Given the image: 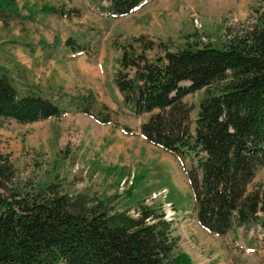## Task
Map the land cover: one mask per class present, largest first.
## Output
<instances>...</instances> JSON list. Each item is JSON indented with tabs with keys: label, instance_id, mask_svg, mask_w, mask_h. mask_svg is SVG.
<instances>
[{
	"label": "trees",
	"instance_id": "16d2710c",
	"mask_svg": "<svg viewBox=\"0 0 264 264\" xmlns=\"http://www.w3.org/2000/svg\"><path fill=\"white\" fill-rule=\"evenodd\" d=\"M99 14L120 18L147 0H86ZM58 18L79 11L57 10ZM226 27L222 48L186 44L170 51L159 40L140 35L120 51L112 83L119 109L140 126L149 144L191 159L187 171L196 218L208 233L224 237L253 219L249 207L257 197L247 193L258 169L264 167V12ZM30 20L17 8L0 6V21ZM55 42V40H54ZM91 41L63 42L66 52L94 61ZM117 46V45H114ZM155 52L153 58L148 53ZM204 90L190 132L187 95ZM20 89L10 71L0 65V123L27 125L60 119L75 112L100 125L116 124L118 111L99 105L88 91L60 95ZM99 197L69 196L57 183L16 179L14 164L0 153V264H186L174 254L172 224L158 209L141 201L136 217L116 211ZM264 210V194L261 199Z\"/></svg>",
	"mask_w": 264,
	"mask_h": 264
},
{
	"label": "rangeland",
	"instance_id": "374dc122",
	"mask_svg": "<svg viewBox=\"0 0 264 264\" xmlns=\"http://www.w3.org/2000/svg\"><path fill=\"white\" fill-rule=\"evenodd\" d=\"M21 3L0 0V6L19 7L20 14L34 18V22L0 23V65L10 70L18 87L39 91L54 100L64 92L78 95L90 91L99 105L114 110L119 99L112 83L120 56L116 47L145 35L163 42L170 51L186 44L220 49L226 27L255 17V11L264 12V0H149L126 18L108 19L85 6V0H66V4L51 7L65 12L73 9L79 14L58 18L49 13V7ZM160 4L165 8H156ZM194 18H198L200 27L194 24ZM149 30L153 36L143 34ZM68 38L78 43L91 41L98 50L97 61L90 63L84 55L63 56V42ZM154 55L148 53L151 58ZM204 92L184 98L193 108L192 134ZM117 111L113 126H100L74 115L29 125L3 121L0 153L9 156L16 179L22 183H57L69 196L85 193L104 201L114 197L110 206L116 211H129L134 217L141 201L158 209L172 224L174 254L187 255L190 262L186 264H264V167L258 169L247 188L248 194L257 197L248 209L253 219L224 238L211 236L193 222L195 206L189 185L183 179L182 184L174 180L179 174L186 178L191 159L187 157L183 163L175 160L171 168L162 163L163 151L154 148L157 151L150 153L139 143L140 126L148 116L133 118ZM123 163L128 164L119 166ZM119 172L124 173L121 180Z\"/></svg>",
	"mask_w": 264,
	"mask_h": 264
},
{
	"label": "crops",
	"instance_id": "0c3cea01",
	"mask_svg": "<svg viewBox=\"0 0 264 264\" xmlns=\"http://www.w3.org/2000/svg\"><path fill=\"white\" fill-rule=\"evenodd\" d=\"M163 1H168V0H157V2H163ZM34 3H36V4H38L39 6H42V7H44V6H46V7H51V6H56V5H63V4H66V0H22V3H21V5H25V4H29V5H31V4H34ZM145 3V2H144ZM156 3V2H155ZM143 4V3H142ZM162 4H160L159 6H156V8H159V7H162L161 6ZM85 6H87V7H89L90 9H92V10H94V8L92 7V6H90L89 5V3L85 0ZM199 6H201V5H199ZM21 7V6H20ZM140 7H141V5H140ZM139 7V8H140ZM145 7V5L144 6H142L140 9L138 8V11H140L142 8H144ZM149 7V6H148ZM162 8H165L164 6L162 7ZM18 9H19V7H18ZM22 9V8H21ZM20 10V9H19ZM18 10V11H19ZM29 11H32V9L30 8V9H28ZM21 11V10H20ZM96 11V10H95ZM97 12V11H96ZM98 13V12H97ZM134 13V12H133ZM133 13H131V14H129V15H127V16H124V17H120V18H111V17H108V16H104V15H102V14H99L98 13V15L100 16V18H108V19H123V18H126V17H128V16H130V15H132ZM23 16H30L29 14H26V15H23ZM11 22H13V21H11ZM16 22H19V21H16ZM0 23H2L1 21H0ZM143 34H149V35H151V36H153L154 35V33H152L150 30L148 31V32H146L145 33V31H143ZM63 56H67V57H69V56H71V55H83V54H79V53H76V54H72V53H67L66 52V49L65 48H63ZM100 54V53H99ZM85 56V55H84ZM86 57V56H85ZM95 61H97L96 59L94 60V61H89L90 63H93V62H95ZM5 67V66H4ZM6 68V67H5ZM8 69V68H7ZM9 70V69H8ZM92 70V69H91ZM10 71V70H9ZM11 73V72H10ZM12 75V74H11ZM12 77L15 79V81H16V83H17V79L12 75ZM117 91V90H116ZM62 94H68V93H66V92H64V93H62ZM69 95V94H68ZM117 96H118V101H117V109L116 110H114V109H112V108H110L109 106V108L111 109V110H113V111H117L118 110V108H119V104H120V101H121V97H120V94L118 93V91H117ZM67 115H74V116H77V118L79 119V120H82L81 118L83 117V118H85V119H88V120H90L93 124H98L97 122H95L92 118H89V117H87V116H85V115H83V114H80V113H75V112H71V113H68V114H66L65 116H67ZM65 116H63V117H65ZM62 117V118H63ZM141 118V117H140ZM42 122H44V121H42ZM36 123H38V122H36ZM34 124V123H33ZM27 125H29V124H27ZM98 125H100V124H98ZM108 125H112L113 126V124H107V125H100V126H108ZM140 145L141 146H144V145H146V147H147V149H148V151L151 153V151H154L155 149L154 148H158V147H156V146H153V145H151V144H149L148 142H146V140L144 139V138H141L140 139ZM119 148H120V146H119ZM158 149H160V148H158ZM161 151H163V153L161 154V162L162 163H164V164H166L167 166H169L170 168L174 165V161L176 160L177 161V163L178 162H180V159L176 156V155H173V154H170V153H167V152H165L164 150H162V149H160ZM155 151H157V150H155ZM156 155H157V153H156ZM151 156V155H150ZM155 157V156H154ZM151 158H152V156H151ZM155 158H157V157H155ZM159 161V162H160ZM175 161V162H176ZM181 163V162H180ZM117 164H119V160L117 161ZM128 163H123L122 165H119V166H121V167H124L125 165H127ZM121 174V175H120ZM123 172H119V175H120V180H121V178L123 177ZM175 175V174H174ZM182 179H183V181L186 183V185H189V182H188V179H187V175H186V178L184 179V177H182L180 174L179 175H175V178H174V180L178 183V184H182ZM195 224H197L198 226H199V228H201L203 231H205L200 225H199V223H198V220H197V218H196V212H195V219H194V221H193ZM205 232H207V231H205ZM208 233V232H207ZM209 235H211V236H214V237H217V238H220V237H218V236H216V235H212V234H210V233H208ZM189 264H191V263H189Z\"/></svg>",
	"mask_w": 264,
	"mask_h": 264
},
{
	"label": "built area",
	"instance_id": "2783aa9c",
	"mask_svg": "<svg viewBox=\"0 0 264 264\" xmlns=\"http://www.w3.org/2000/svg\"><path fill=\"white\" fill-rule=\"evenodd\" d=\"M193 22H194V24H195L197 27H200V22H199L198 18H194ZM124 184H125V181H123V182L121 183V186H123Z\"/></svg>",
	"mask_w": 264,
	"mask_h": 264
},
{
	"label": "water",
	"instance_id": "95a60500",
	"mask_svg": "<svg viewBox=\"0 0 264 264\" xmlns=\"http://www.w3.org/2000/svg\"><path fill=\"white\" fill-rule=\"evenodd\" d=\"M251 208H252V206H251Z\"/></svg>",
	"mask_w": 264,
	"mask_h": 264
}]
</instances>
